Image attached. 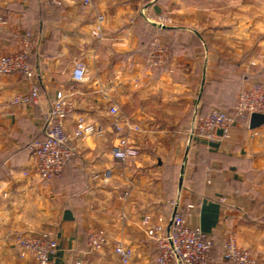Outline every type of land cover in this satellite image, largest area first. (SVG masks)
<instances>
[{
  "label": "crops",
  "instance_id": "0c3cea01",
  "mask_svg": "<svg viewBox=\"0 0 264 264\" xmlns=\"http://www.w3.org/2000/svg\"><path fill=\"white\" fill-rule=\"evenodd\" d=\"M7 24L0 31V58L30 40V65L48 109L58 91L70 96L76 115L109 128L108 108L142 127L132 136L139 157L127 167L114 161V134L74 141L76 158L61 177L45 180L33 167L31 145L44 137L42 110L14 104L29 92L19 73L0 75V264H36L15 247L18 235L52 231L59 242L53 264H73L88 251V232L103 229L112 242L134 250L135 264H153L156 245L142 228L178 211L200 225L213 242L205 264H227L229 235L264 264V125L242 120L227 139L193 141L185 135L198 114L230 109L240 92L264 82V0H0ZM170 23L160 27L159 16ZM104 16L103 36L92 35ZM168 47L167 64L149 68L151 47ZM260 57H263L259 61ZM88 81L71 78L73 62ZM107 96V99L105 98ZM76 116L68 119L72 134ZM220 135V132H218ZM111 171L112 179L102 177ZM129 191L124 202L120 196ZM92 264H118L112 247L88 256Z\"/></svg>",
  "mask_w": 264,
  "mask_h": 264
},
{
  "label": "built area",
  "instance_id": "2783aa9c",
  "mask_svg": "<svg viewBox=\"0 0 264 264\" xmlns=\"http://www.w3.org/2000/svg\"><path fill=\"white\" fill-rule=\"evenodd\" d=\"M145 3H155L157 0H141ZM65 0H47L53 7H62ZM92 5V0H83V7ZM104 16H97L92 35L99 40L103 36ZM160 27L170 23L166 14L159 16ZM7 20L0 14V31L6 26ZM33 54V45L30 40H24L19 52L5 55L0 58V75L19 73L29 83V92L25 96H16L14 104H33L41 108L40 89L35 81L34 70L30 65ZM170 53L167 46L156 43L148 52L145 63L149 68H156L167 64ZM71 78L78 84L88 81V70L79 60L73 62ZM107 99V96H105ZM42 110L44 121V137L31 145L33 167L38 177L51 180L61 177L66 167L76 158L77 148L74 141L97 139L103 137L108 129L115 138L111 145V155L114 161L124 168L135 162L139 157V150L132 141V136L142 132V127L130 117L122 114L117 104L111 105L107 114L111 117L109 128L94 124L84 116L76 115L78 107L70 96L62 91L55 95L51 106ZM254 113L264 114V82L244 88L238 95L237 102L231 111L212 108L204 114H198L193 123L186 128L185 135L190 142H214L216 139H227L232 130L242 121L249 120ZM76 116L75 129L69 134L66 123L69 118ZM220 132V135L218 134ZM102 177L105 182L112 179L111 171L102 175L96 174L94 179ZM131 194L125 191L120 198L127 202ZM175 208L169 222L159 219L158 223L150 224V217L145 216L142 228L148 238L156 245V258L153 264H205L213 248L212 240L203 231L200 225L189 226L187 216L193 205L187 206V216L178 211V202L169 201ZM88 251L74 261L73 264H92L88 256L91 253H100L112 247L118 264H135L134 250L122 241L112 242V237L103 229H91L88 232ZM14 244L22 257L33 258L36 264H53L59 248V242L52 231L41 232L37 235L22 234L16 236ZM223 259L227 264H261L258 253L241 248L233 235H229L223 246Z\"/></svg>",
  "mask_w": 264,
  "mask_h": 264
},
{
  "label": "water",
  "instance_id": "95a60500",
  "mask_svg": "<svg viewBox=\"0 0 264 264\" xmlns=\"http://www.w3.org/2000/svg\"><path fill=\"white\" fill-rule=\"evenodd\" d=\"M263 125H264V114L254 113L251 115L249 122V126L251 129L259 128Z\"/></svg>",
  "mask_w": 264,
  "mask_h": 264
},
{
  "label": "rangeland",
  "instance_id": "374dc122",
  "mask_svg": "<svg viewBox=\"0 0 264 264\" xmlns=\"http://www.w3.org/2000/svg\"><path fill=\"white\" fill-rule=\"evenodd\" d=\"M262 58H263V57H260L259 61H261V60H262ZM235 238H236V237H235ZM248 251H249V250H248ZM251 252H252V251H251ZM254 253H256V252H254ZM259 256H260V255H259ZM260 259H261V257H260Z\"/></svg>",
  "mask_w": 264,
  "mask_h": 264
},
{
  "label": "trees",
  "instance_id": "16d2710c",
  "mask_svg": "<svg viewBox=\"0 0 264 264\" xmlns=\"http://www.w3.org/2000/svg\"><path fill=\"white\" fill-rule=\"evenodd\" d=\"M31 59V58H30ZM234 107V106H233ZM228 111H231L232 110V108H230V109H227Z\"/></svg>",
  "mask_w": 264,
  "mask_h": 264
}]
</instances>
